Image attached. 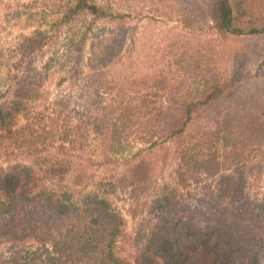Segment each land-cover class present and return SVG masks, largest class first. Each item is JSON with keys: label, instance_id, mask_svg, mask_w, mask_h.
Masks as SVG:
<instances>
[{"label": "rangeland", "instance_id": "1", "mask_svg": "<svg viewBox=\"0 0 264 264\" xmlns=\"http://www.w3.org/2000/svg\"><path fill=\"white\" fill-rule=\"evenodd\" d=\"M93 1L104 11L103 18L81 13L65 20L68 0H0V104L10 114L5 126H0V176L19 166L35 172L43 169L16 146V131L26 127L24 136L31 132L35 136L41 129H52L57 145L70 132L77 139L75 147L66 142L61 151L56 146L46 150V156L73 157L67 167L72 191L83 190L80 183H73L74 172L90 177L83 193L97 194L108 202L125 236L116 239L115 247L132 261L130 255L137 247L133 239L155 229L152 206L160 194L171 193L174 201L187 205L186 215L194 221L202 220L205 195L213 192L223 206L229 202L226 178L234 176L230 168L213 179L200 176L187 180L184 187L177 185V171L185 167L177 148L163 142L167 120L156 117L171 106L167 85L183 97L191 81L195 87L213 71L219 80L234 75L238 79L223 106L232 104L237 109V101L264 97V33L239 37L216 33L209 19L194 11L193 5L205 0ZM243 7L252 25H264V0H246ZM247 20L239 24L245 26ZM99 40L109 47L100 64L91 55ZM175 61H182L180 67ZM29 85L38 88L39 97L15 108L16 94ZM126 101L134 108L142 107L145 116H132L131 123L117 133L104 122L112 119L107 113L114 116L118 109L113 108ZM214 112L206 111L196 121L202 124V133L212 124ZM239 116L243 117L240 110ZM150 135L157 142L152 147L145 143ZM105 159L112 162L100 166ZM140 161L147 163L150 173L139 181L131 175L130 166ZM242 171L246 182L238 205L248 210L264 202V159H250ZM76 192V207L81 208ZM2 202L0 196V264H46L51 243L63 242L62 248L64 240H70L72 232L65 233L67 226L44 207H37L32 215V207L24 206L21 212L22 205L16 204L18 223L12 224L1 214Z\"/></svg>", "mask_w": 264, "mask_h": 264}, {"label": "trees", "instance_id": "2", "mask_svg": "<svg viewBox=\"0 0 264 264\" xmlns=\"http://www.w3.org/2000/svg\"><path fill=\"white\" fill-rule=\"evenodd\" d=\"M68 1L70 6L66 10L65 20L81 13H87L96 19L105 16L102 8L93 0ZM245 1L205 0L193 7L194 11L209 19L218 34L239 37L264 33V25L251 24V15L243 7ZM246 18V25H240L239 22H244ZM100 43L103 41L95 43L97 46L92 48L91 53L99 64L109 50V47ZM181 63L182 61H175L173 64L179 66ZM211 74L210 78L199 83L200 86H190L195 82L191 81L183 97L178 90L167 85L171 106L156 117L163 116L162 122L167 120L162 128L165 129L163 142L177 148L185 167L184 170L177 171L178 186L184 187L187 180H197L200 176L213 179L219 172L231 169L234 176L226 178L229 202L224 206L211 192L205 195L206 207L199 216L202 220L194 221L186 215L189 209L187 205L174 201L171 193L160 194L152 206L157 219L155 229L148 235L133 239L137 247L135 254L130 255L132 261H129L115 247L116 239L125 237L119 230L118 216L109 208L104 198L93 193H83L90 177L82 171L74 172L73 183H80L83 190L72 191L67 183V167L73 157L65 153L60 158L46 156V150L56 146L61 151L66 142L71 148L75 147L77 139L71 138L70 132H66L57 145L52 129H41L38 135L34 136V132H31L24 136L25 127L15 132L16 146L25 150L26 156L33 158L32 161L38 166L42 165L43 169L35 172L29 167L19 166L0 176V196L3 197L1 214L7 215L8 221L14 224L18 223L15 215L16 204L22 205L21 212L24 211V206L32 207V215L41 206L53 218L67 226L65 233L72 232L70 240L65 239L62 248L59 245L63 242L52 241L51 254L48 253L44 260L46 264H238L240 260L244 264H264V202L255 204L248 210H242L238 205L246 182L242 168L252 158L264 159V97L258 96L248 103L237 101V109L231 108L232 104L223 106L222 104H226L225 96L234 92L238 79L234 75L219 80L213 71ZM39 94L36 86L29 85L28 89L16 94L13 106L18 109L24 100H36ZM213 109V122L202 133V124L196 121L203 119L205 112ZM113 110H117L114 116L112 112L107 113L113 122L106 120L104 123H108L107 126H111L117 133L131 123L132 116H145L142 107L134 108L129 101ZM239 110L245 120L239 116ZM9 115L4 105L0 104V126H5V119ZM153 138L150 135L148 141H145L150 143V147L157 144L152 141ZM115 141L117 140L114 139L113 143ZM109 148L113 152L114 145ZM37 152L42 153L43 157L32 156ZM111 162L110 159H105L99 165L104 166ZM146 165L140 161L130 166L135 180L147 179L150 172ZM46 184L54 188L48 189ZM75 192L80 196L81 208L76 207Z\"/></svg>", "mask_w": 264, "mask_h": 264}]
</instances>
